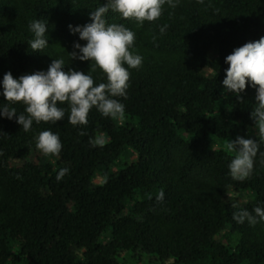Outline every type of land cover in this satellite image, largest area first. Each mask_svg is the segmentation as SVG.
<instances>
[{
	"label": "trees",
	"instance_id": "1",
	"mask_svg": "<svg viewBox=\"0 0 264 264\" xmlns=\"http://www.w3.org/2000/svg\"><path fill=\"white\" fill-rule=\"evenodd\" d=\"M108 0H0V108L24 114L3 96V76L47 72L52 60L107 83L94 62L71 60L73 28ZM158 20L124 19L109 9L107 24L135 34L129 49L142 57L130 73L124 117L95 107L86 125H72L67 103L58 122L33 121L25 132L0 115V264H125L130 256L170 264H264V220L238 223L234 212L264 209V139L251 113L257 89L226 93V57L264 37V0H174ZM47 22L49 46L34 52L30 23ZM167 25L161 33L160 28ZM78 52V50H76ZM214 52V55L211 53ZM78 55L80 53L78 52ZM209 70L212 76L204 74ZM59 135L52 161L31 160L42 131ZM81 133H85L81 135ZM103 135L105 144L89 141ZM259 143L250 177L234 180V157L217 140ZM134 160H125L130 155ZM68 172L61 180V169ZM99 177L101 182L94 183ZM163 190V201L157 195ZM230 191L246 195L238 208Z\"/></svg>",
	"mask_w": 264,
	"mask_h": 264
},
{
	"label": "clouds",
	"instance_id": "2",
	"mask_svg": "<svg viewBox=\"0 0 264 264\" xmlns=\"http://www.w3.org/2000/svg\"><path fill=\"white\" fill-rule=\"evenodd\" d=\"M202 2V0H201ZM167 3L175 7L174 0H108L104 6L98 7L90 14L91 23L82 27L69 26L73 34L78 33L80 40L86 41V46L74 44V51L69 54L71 60L91 61L106 75L107 83L94 86L91 75L76 70L67 72L63 59L52 60L47 72L22 75L16 79L12 74L3 76V96L9 103H23L26 108L24 114L17 115L16 109L7 105L0 108V115L8 118L17 117V123L25 132L32 127L33 121L58 122L63 120L65 110L58 104L67 103L70 114L69 122L72 125H86L89 112L95 107L105 117L123 118L124 105L114 97L126 96L129 68L136 69L142 64V57L130 52L134 44L135 34L119 24H107L105 14L111 9L119 13L124 19H135L137 22H153L162 14V7ZM47 22L34 20L30 23V30L34 39L28 42L34 52H41L49 46L45 38L48 32ZM167 25L160 28L163 33ZM80 55H78V52ZM229 65L223 86L226 93L231 92L241 99L240 93L244 92L248 83L257 89V106L251 113L255 121L259 136L264 139V37L256 42H249L235 49L226 57ZM85 133H81L84 135ZM93 146H103V135L89 141ZM36 147L44 155H59L62 145L58 134L51 131H42L37 138ZM228 151L235 155L229 164L230 175L234 180L243 181L250 177L254 158L259 151V143L252 138L237 137L226 145ZM68 169H61L56 179L61 180ZM164 192L157 195L158 201H163ZM238 208L237 204H233ZM255 216L247 210L237 211L233 219L238 223L248 221L250 225L257 223L256 217L264 220V209L256 207Z\"/></svg>",
	"mask_w": 264,
	"mask_h": 264
},
{
	"label": "rangeland",
	"instance_id": "3",
	"mask_svg": "<svg viewBox=\"0 0 264 264\" xmlns=\"http://www.w3.org/2000/svg\"><path fill=\"white\" fill-rule=\"evenodd\" d=\"M212 55H214V52L211 53ZM204 74L208 77L212 76V73L209 71V70H205L204 71ZM217 143L218 145L224 147V149L226 151L227 148H226V141H222V140H217ZM230 152V151H228ZM231 153V152H230ZM57 155H44L40 150L38 151H35L32 155H31V160H37V159H40V160H43V159H48L50 161L53 160V158H56ZM136 158L135 155H130L128 156L125 160H134ZM101 182V179L99 177L95 178L94 180V183L95 184H98ZM227 201L233 203V204H237V205H243L246 201H247V196L246 195H241V194H236L234 193L233 191H230L226 197ZM124 263L125 264H170L169 262L167 263H160V262H154V260H149L147 258H143L142 261L140 262H137V261H134L132 257L128 256L126 258H124Z\"/></svg>",
	"mask_w": 264,
	"mask_h": 264
}]
</instances>
